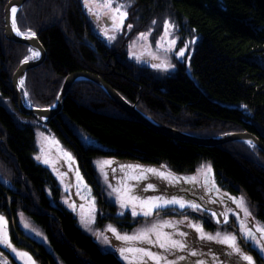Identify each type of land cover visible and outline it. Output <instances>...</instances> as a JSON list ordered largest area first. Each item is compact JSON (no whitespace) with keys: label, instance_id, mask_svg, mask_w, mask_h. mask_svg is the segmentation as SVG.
I'll return each mask as SVG.
<instances>
[{"label":"trees","instance_id":"obj_1","mask_svg":"<svg viewBox=\"0 0 264 264\" xmlns=\"http://www.w3.org/2000/svg\"><path fill=\"white\" fill-rule=\"evenodd\" d=\"M7 1L0 0V171L10 179L9 186L0 182V212L10 223L15 244L29 249L41 264H55L39 244L17 235L14 212L21 209L43 230L62 264H121L114 254L102 251L59 203L55 178L32 158L36 127L54 134L71 151L98 210L110 211L105 216L98 212L99 225L107 220L127 231L144 219L130 221L127 212L116 216L114 205L105 200L92 160L107 156L118 162L163 165L175 173H190L209 161L217 185L242 193L253 216L264 223V154L245 142L208 147L180 142L138 122L85 80L70 87L61 111L47 124L23 123L21 119L33 118L14 107L9 110L3 101L11 102L12 73L29 55L28 46L2 35ZM136 4L140 20L130 36L162 18L172 20L182 35H198L190 73L177 63L174 74L153 78L146 68L128 61L127 38L107 46L90 30L80 0H26L16 12L15 24L19 32L36 35L45 58L24 73L21 96L33 107H48L55 103L66 75L88 71L162 125L199 137L247 131L264 143V0H136ZM74 127L102 147L84 145ZM159 213L183 214L170 209ZM5 261L16 264L0 248V264Z\"/></svg>","mask_w":264,"mask_h":264},{"label":"rangeland","instance_id":"obj_2","mask_svg":"<svg viewBox=\"0 0 264 264\" xmlns=\"http://www.w3.org/2000/svg\"><path fill=\"white\" fill-rule=\"evenodd\" d=\"M80 4L86 15L90 30L104 41L107 46L117 45L122 43L123 39L127 38L126 51L128 61L137 66L146 68L153 78L162 79L174 74L177 63L183 64L185 71L190 73L189 62L199 39L197 34L190 33L182 35L180 33V28H178L172 20L169 18H162L153 19L144 31L130 36L129 33L132 31V27L138 25L140 20L138 11L135 8L137 5L136 0H80ZM106 4L108 7H105ZM118 6L119 10L117 11ZM89 9H91V11H89ZM121 13H126L123 15V18H121ZM165 20L171 25L167 31L164 27ZM1 23L3 29V20H1ZM158 41L160 42L159 47L157 46ZM172 41L175 43L173 44ZM181 48L184 49V52L182 55L178 56L177 53ZM26 57L27 59L31 58L30 51L29 55ZM153 64H161L162 67H153ZM168 65H171V67H168ZM3 101L9 110L14 111V106L11 104L12 102L9 103L5 98ZM21 121L33 125L40 124L34 121V119L32 120L29 118L21 119ZM36 128V149L32 158L34 161L45 166L53 177H55L60 190L59 203L75 216L78 226L92 237L102 251L114 254L121 264H129V262L120 256L118 249L122 246L129 245L124 241L115 239L113 233L107 230L109 226L115 228L120 234L131 235L140 229L150 227L152 224L165 221L171 223L173 226L164 227L163 231L171 233L176 239L187 241L189 245L185 250H174L171 253H165L170 260H174L177 256L185 258L184 260L177 261V264H195L197 260H204L206 264H248L247 261L236 256V254L229 255L230 249L227 248V246L217 243L216 241L201 240L194 229L188 226L189 222L201 224L206 233L215 234L219 232L221 234H234L237 237V244L240 246L241 251L252 257V264H264V249L251 240L245 241L241 235L240 222L243 221L249 228L253 229L257 225L264 227V223L256 220L253 216L248 202L242 193H230L217 185L209 161L200 162L195 170L190 173H175L163 165L155 166L143 162H118L113 156L94 158L92 160V166L96 172L98 183L105 200L114 205V214L116 216H122L127 212L131 217V219H129L130 221H134L132 219L134 217L144 218L140 221V224L134 225L130 230L121 231L114 223H104L105 221L101 220L102 224L99 225L98 212L100 216H105L109 214L110 211L106 210L103 212L98 210L97 200L93 194L92 188L86 183L80 173L71 151L65 147L54 134L44 131L41 127ZM73 131L84 145L102 147L82 129L74 127ZM65 153H67L68 156H65ZM45 160H48L49 163H45ZM105 161H111V163L105 164ZM122 165H139L143 166V168H156L166 174H171L172 177L178 178L174 184H170L168 181L152 173L144 172L146 178L140 180L138 182L139 185L153 183L156 187L154 190L150 189L147 191L141 187L136 194L143 195L144 197L153 195H176L183 197L185 200L195 202L199 205V208L193 210L187 206L185 208H180L178 205H173L167 208L154 209L152 215L145 216L138 207L137 215L133 216L131 206L121 207L117 202L116 193L112 191L109 185L111 184L119 187L122 178L138 175L142 169H131L127 167L122 169ZM208 166H211V174L205 177ZM205 178L208 180L207 185H205L204 182ZM9 179L8 175L0 171V182L2 184H8L9 186ZM127 182L130 184L137 183L130 179L127 180ZM213 183L215 184L214 188L212 187ZM133 191L136 190L134 189ZM232 198H236L237 202H234ZM241 200L243 206L250 215L245 216L242 208L238 206V202ZM92 202H94V209L89 213V206ZM165 209H171L172 213L180 211L183 212V214L162 215L159 213V211ZM225 213L227 215V222H225ZM0 217H3V223H0V229L6 228L7 238L12 248L16 249V252L27 253L28 256L31 257V261H29L27 257L17 256L16 252H13L12 248H9L4 243H0V248H2L16 264H41L40 260L29 249L17 245L12 241L10 236V223L7 217L1 212ZM14 218V228L17 230V235H19L20 238L23 240H32L39 244L44 251L52 255L55 264H62L50 247L43 230L36 225L29 216L21 209H16ZM177 230L187 233L188 235L181 237L178 235ZM256 236L257 239H259L260 233H256ZM105 237H107V243H105ZM152 238L155 239L154 236ZM131 243L138 244V242ZM193 244H195L196 256L190 254L193 250ZM139 246L151 248L155 252H162L161 249L152 245L139 244ZM135 264H139V261H136ZM148 264H152V262L149 261Z\"/></svg>","mask_w":264,"mask_h":264},{"label":"snow or ice","instance_id":"obj_3","mask_svg":"<svg viewBox=\"0 0 264 264\" xmlns=\"http://www.w3.org/2000/svg\"><path fill=\"white\" fill-rule=\"evenodd\" d=\"M105 7H108L106 4ZM119 10V6L117 8V11ZM17 9L12 8V12L16 13ZM91 11V9H89ZM126 13H121V18H123V15ZM13 30L17 31V34H21L15 24V18H13ZM164 27L167 31L171 25L167 20L164 21ZM34 35V33H32ZM144 35V34H141ZM114 38V37H110ZM159 41L157 42V46L159 47ZM174 44L175 42L172 41ZM184 52V49L181 48L180 51L177 53L178 56L182 55ZM33 56L38 55V53L33 52ZM27 57H25V60ZM23 62V61H22ZM153 67H162L161 64H153ZM168 67H171V65H168ZM65 156H68L67 153H65ZM70 159V157H69ZM45 163H49L48 160L44 161ZM105 164H110L111 161H105ZM131 168V169H142L138 175H133L131 177L122 178L120 181V186L116 187L113 185H109V187L112 188V191L116 193V199L117 202L121 205V207L131 206L132 208V215H137V208L141 209L142 214L145 216L152 215L154 209H162L167 208L168 206L178 205L180 208L190 207L193 210H197L199 208V205L196 204L193 201L185 200L183 197H179L176 195L172 196H166V195H160V196H148L144 197L143 195L136 194L139 192L140 188L142 187L145 191L147 190H154L156 185L153 183H148L147 185H139V181L145 179L144 172L152 173L158 177H160L163 180L168 181L170 184H174L178 178L172 177L171 174H166L163 171H160L156 168H143V166L139 165H122L121 168ZM211 174V166H208L205 172V177ZM115 178V177H114ZM134 180L137 183L136 184H130L127 182V180ZM187 182V178H186ZM205 185L208 184L207 178H205ZM212 187H215V184H212ZM136 191H133V190ZM234 202L236 201V198H232ZM238 206L242 208V210L245 213V216L250 215L248 213L247 209L243 206L242 200L238 202ZM83 207V206H82ZM94 209V202L90 203L89 206V213L92 212ZM215 215V214H213ZM225 216V222H227V215ZM91 222V221H89ZM0 223H3V217H0ZM173 225L167 221L162 223H155L152 224L150 227L143 228L138 230L137 232H134L133 234H120L117 232V230L111 226L108 227V231H111L117 240H121L126 242L129 246H122L118 249L120 256L124 258L126 261L129 262V264H135L136 261H139V264H148L149 261L152 262V264H177V261L184 260L185 258L182 256H177L174 260L168 259L167 255L165 253H171L174 250H185L189 247L188 242L184 241L182 239H176L172 236L171 233H166L163 231L164 227H172ZM188 226L190 228H193L194 231L199 235L201 240H207V241H216L217 243L223 244L227 246V248L230 249L229 255L236 254V256L240 257L241 259L248 262V264H252V257L246 255L241 251L240 246L237 244V237L234 234L231 233H224L221 234L219 232L215 234H210L204 232L201 224L199 223H193L189 222ZM240 228H241V235L247 240H251L256 244H259L262 249H264V227L262 226H255V228H249L243 221L240 222ZM178 235L183 237L188 235L187 233L179 232L177 230ZM256 233H260V238L257 239ZM155 237L153 239L152 237ZM131 242H138V244H132ZM0 243L6 244L9 248H12L11 243L8 241L7 238V231L6 228L0 229ZM105 243H107V237H105ZM139 244H148L155 247H158L162 250V252H155L151 248L139 246ZM193 250L191 251L192 256H196L197 252L195 251V244L192 246ZM13 252H16V249L12 248ZM17 256L20 257H27L29 261H31V257L28 256L27 253H20L16 252ZM6 264V261H5ZM195 264H206L204 260H197L195 261Z\"/></svg>","mask_w":264,"mask_h":264},{"label":"water","instance_id":"obj_4","mask_svg":"<svg viewBox=\"0 0 264 264\" xmlns=\"http://www.w3.org/2000/svg\"><path fill=\"white\" fill-rule=\"evenodd\" d=\"M25 1L26 0H8L3 9V37L8 41L28 46L31 54L30 59L23 60V62L21 61L19 63L17 68L13 71L11 77V102L18 113L30 116L38 123L46 124L56 117L61 111L62 102L70 87L77 81L85 80L100 87L110 98V100H112L122 110L153 131L164 134L180 142L206 147L222 145L227 142L242 141L249 144L250 146L256 147L262 154H264V143L260 141L255 135L247 131L229 132L211 137H199L181 132L166 125H162L142 113L136 108L134 104H130L128 101H126L99 76L88 71H76L66 75L58 91L56 101L51 106L44 108H36L31 106L21 97L20 81H22L26 71L39 66L43 62L45 58V50L40 41L37 39L36 35L22 33L18 35L17 31L13 30V18L15 17L16 13L12 12V8H16L18 10ZM33 52L38 53V55L33 56Z\"/></svg>","mask_w":264,"mask_h":264},{"label":"bare ground","instance_id":"obj_5","mask_svg":"<svg viewBox=\"0 0 264 264\" xmlns=\"http://www.w3.org/2000/svg\"><path fill=\"white\" fill-rule=\"evenodd\" d=\"M3 9H4V7H3ZM14 22V21H13ZM20 83H21V81H20Z\"/></svg>","mask_w":264,"mask_h":264}]
</instances>
